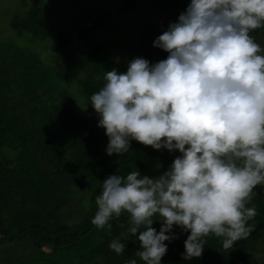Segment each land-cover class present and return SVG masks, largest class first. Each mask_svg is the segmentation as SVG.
<instances>
[{"label": "clouds", "instance_id": "obj_1", "mask_svg": "<svg viewBox=\"0 0 264 264\" xmlns=\"http://www.w3.org/2000/svg\"><path fill=\"white\" fill-rule=\"evenodd\" d=\"M262 27L264 0H190L153 42L166 59L135 57L126 71L103 74L89 105L106 153L123 156L132 141L179 152L158 176L103 180L91 223L110 231L127 215V237L109 243L117 255L132 238L143 264H162L177 227L189 233L185 261L202 257L206 237L229 250L250 235L257 211L248 205L264 188V48L250 32Z\"/></svg>", "mask_w": 264, "mask_h": 264}, {"label": "trees", "instance_id": "obj_2", "mask_svg": "<svg viewBox=\"0 0 264 264\" xmlns=\"http://www.w3.org/2000/svg\"><path fill=\"white\" fill-rule=\"evenodd\" d=\"M154 2L164 11H185L190 0ZM135 4L120 0L118 11L129 12ZM105 17L86 13L79 28L85 41L76 46L68 31L57 34L51 49L59 58L51 66L26 47L0 41V264H127L129 259L143 264L135 256L139 245L132 238L122 255L109 249L112 239L127 237L128 217L113 219L110 231L97 229L91 223L95 198L109 175L164 172L179 152L132 141L123 156H109L108 137L89 102L106 71H126L135 57L151 63L166 59L168 54L153 42L168 25H139L138 41L119 57L105 43L86 41ZM11 27L19 37L44 40L50 34L38 4L26 15H16ZM261 33L264 27L250 35ZM98 74L101 80L95 79ZM252 205L257 211L249 221L252 231L233 248L223 250L222 241L209 236L202 257L185 261L189 233L177 227L173 231L178 239L165 241L168 251L162 264H264L251 257L264 233V196L256 193ZM153 227L159 231L160 222Z\"/></svg>", "mask_w": 264, "mask_h": 264}, {"label": "rangeland", "instance_id": "obj_3", "mask_svg": "<svg viewBox=\"0 0 264 264\" xmlns=\"http://www.w3.org/2000/svg\"><path fill=\"white\" fill-rule=\"evenodd\" d=\"M120 0H0V41H10L36 52L49 66L56 63L59 55L51 49L52 39L62 31L72 37V46L82 43L79 28L85 22L86 13L105 15L102 25L86 41L105 43L108 49L115 50L119 57L125 56L138 41L137 27L141 24L169 25L176 22L184 10L164 11L154 0H136L134 8L126 13L118 11ZM33 4L42 8L50 34L44 40L17 36L11 27L16 15H26ZM264 48V33L254 38ZM171 163L164 168H169ZM153 173L150 178L162 174ZM255 192L264 196V188L257 187ZM253 261L264 262V233L252 251ZM9 259V256H7Z\"/></svg>", "mask_w": 264, "mask_h": 264}]
</instances>
